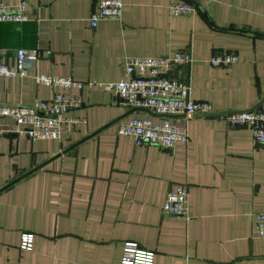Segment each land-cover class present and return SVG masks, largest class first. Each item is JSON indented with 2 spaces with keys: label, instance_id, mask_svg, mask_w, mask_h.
Listing matches in <instances>:
<instances>
[{
  "label": "crops",
  "instance_id": "obj_1",
  "mask_svg": "<svg viewBox=\"0 0 264 264\" xmlns=\"http://www.w3.org/2000/svg\"><path fill=\"white\" fill-rule=\"evenodd\" d=\"M122 1L121 16L94 29L95 0H26L27 22L0 23V63L10 64L17 49L39 54L27 77L0 76V106L51 100L37 74L85 84L64 91L80 100L67 116L85 122L62 126L58 139L0 135V264H119L125 242L152 250L154 264H264V239L252 228L264 212V150L249 128L216 114L264 101V0ZM178 1L194 13L171 16ZM178 51L192 61L168 76L216 112L175 118L186 144L136 146L117 134L118 124L159 117L127 109L102 85L122 78L126 57ZM223 52L238 61L210 66ZM178 184L188 190L187 214L166 216L161 205ZM22 234L33 235L30 250L20 248Z\"/></svg>",
  "mask_w": 264,
  "mask_h": 264
},
{
  "label": "built area",
  "instance_id": "obj_2",
  "mask_svg": "<svg viewBox=\"0 0 264 264\" xmlns=\"http://www.w3.org/2000/svg\"><path fill=\"white\" fill-rule=\"evenodd\" d=\"M7 0H0V23H24L28 21L26 0H17L15 6H9ZM96 6L89 17L92 29L106 18H119L123 10L122 0H95ZM212 2L213 0H196ZM171 16H190L194 6L186 1H178L168 6ZM39 54L36 50L17 49L10 64L0 63V76L4 78L27 77L34 68ZM192 61L187 51L149 58L126 57L122 63V78L115 84L102 85L107 91H113L129 110H144L158 116L151 118L130 117L117 127L119 136L127 137L136 146L153 145L170 149L175 144H186L188 133L175 121L178 117L209 115L214 111L211 105L189 98L188 86L168 76V70L175 66H184ZM238 61L231 52L218 53L208 63L212 67H228ZM36 85H44L53 90L49 101L36 100L31 106H0V118L11 119L12 126L0 125V135L25 136L29 140L58 139L60 128H73L84 123V119L68 117L67 113L80 106L79 97L65 95L64 91H81L84 83L72 78L53 77L44 74L33 76ZM87 86H91L90 83ZM59 90V91H56ZM220 114L232 126H244L250 129L255 147L264 150V103L254 109L232 111ZM188 210V190L185 185H175L169 190L161 205L166 216L185 217ZM253 235L264 239V212L253 215ZM33 245L32 234H22L19 246L30 250ZM119 264H154V252L139 247L134 242H125Z\"/></svg>",
  "mask_w": 264,
  "mask_h": 264
},
{
  "label": "water",
  "instance_id": "obj_3",
  "mask_svg": "<svg viewBox=\"0 0 264 264\" xmlns=\"http://www.w3.org/2000/svg\"><path fill=\"white\" fill-rule=\"evenodd\" d=\"M189 65V64H188ZM264 101L260 102L258 105H256L254 108H256L257 106H259L260 104H262ZM252 108V109H254ZM148 112V111H147ZM175 119V118H174Z\"/></svg>",
  "mask_w": 264,
  "mask_h": 264
}]
</instances>
